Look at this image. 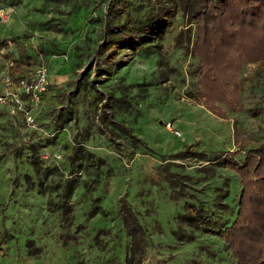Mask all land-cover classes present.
Instances as JSON below:
<instances>
[{
	"label": "rangeland",
	"instance_id": "obj_1",
	"mask_svg": "<svg viewBox=\"0 0 264 264\" xmlns=\"http://www.w3.org/2000/svg\"><path fill=\"white\" fill-rule=\"evenodd\" d=\"M131 1L138 13L157 0ZM105 9V0H0V90L8 60L20 62L24 52L31 65L22 64L20 72L41 61L49 75L34 125L0 105V264H126L129 236L119 215L121 198L148 240L140 264H235L219 231L234 217L240 177L199 152L238 149L235 125L247 147L264 141V57L242 66V105L220 117L189 95L199 96V90L191 52L196 25L186 9L179 8L171 25L146 47H114L97 59L103 64L98 70L92 53ZM78 78H94L104 97H121L109 112L130 133L106 126L108 107L93 98L94 89H78ZM60 112L67 115L62 126L55 121ZM77 129L85 133L76 152L78 167L69 161ZM34 141L41 144L40 157L48 150L57 166L47 181L70 171L77 178L71 196L76 241L62 240L59 212L47 202L53 194L25 178L24 172L37 178L27 147ZM54 152L61 157L53 160ZM171 171L180 188L215 215V232L180 222L178 213L192 197H176L168 181ZM220 189L228 195L221 196ZM94 197L99 208L90 215ZM28 239L42 247L39 256L30 252Z\"/></svg>",
	"mask_w": 264,
	"mask_h": 264
},
{
	"label": "trees",
	"instance_id": "obj_2",
	"mask_svg": "<svg viewBox=\"0 0 264 264\" xmlns=\"http://www.w3.org/2000/svg\"><path fill=\"white\" fill-rule=\"evenodd\" d=\"M105 2L101 38L92 53L98 70L103 68V64L97 59L108 57L114 47H146L150 38L171 25L179 8L186 9L184 14L190 16V20L196 25L191 52L197 60L193 72L199 90V96L189 91L190 97L203 103L220 117H226L229 111H236L241 107L239 71L246 62L264 57V0H157L154 5L138 13L135 12L136 7L131 0ZM22 58L19 59L20 62L13 60L12 73L20 72L22 64L31 63V55L26 52ZM94 81V78L84 81L78 78L76 85L80 90L94 89L93 98L103 102V107H108L105 111L109 112V108L117 100H121V97L112 94L104 97ZM65 111L70 113L69 109ZM65 116V113H58L55 117L56 124L62 126ZM104 121H108L106 126L110 127L111 124L114 129L129 132L128 127L110 112ZM83 132L77 129L73 135L69 158L71 166L81 165L76 152L80 149L79 143L85 138ZM233 140L239 144L236 150L199 152L207 160L235 170L240 177L241 187L234 217L228 224L223 225L219 236L227 245L235 264H264V141L247 147L243 131L237 125L234 126ZM40 146L38 141L27 144L29 158L37 171V180L28 172H24L25 178L29 184H36L42 191L53 194L47 202L50 209L59 212L62 240L76 241L77 235L72 231L74 206L71 196L77 185V178L70 171L66 176L47 181L48 176L57 170V166L50 159L40 157ZM186 151L179 150L174 154L180 156ZM238 153H242L239 159L234 157ZM170 174L168 181L172 190L176 191V197H192L185 199V210L178 213L180 222L215 232V215L206 209L203 201L196 198L193 192L180 188L175 171ZM219 193L221 196L228 195L227 189H220ZM94 198L95 202L89 209L90 215L99 208L98 197ZM119 215L124 231L129 236L125 263L140 264L148 240L137 215L125 198L119 201ZM191 236L187 235L189 239ZM26 242L30 252L39 256L42 247L32 239Z\"/></svg>",
	"mask_w": 264,
	"mask_h": 264
},
{
	"label": "built area",
	"instance_id": "obj_3",
	"mask_svg": "<svg viewBox=\"0 0 264 264\" xmlns=\"http://www.w3.org/2000/svg\"><path fill=\"white\" fill-rule=\"evenodd\" d=\"M0 15H3L0 12ZM4 19V16H1ZM13 40L7 39V44L12 46ZM13 60H8L2 76V89L0 90V105L7 107L13 115H21L23 119L34 125V109L41 101L42 95L48 84V68L43 62H38L22 72L12 73ZM169 125V123H168ZM176 133H180L177 130ZM41 157L49 159V151L45 150ZM61 154L54 152L51 158L59 159Z\"/></svg>",
	"mask_w": 264,
	"mask_h": 264
}]
</instances>
